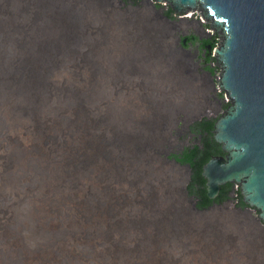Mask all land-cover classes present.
<instances>
[{
  "label": "water",
  "instance_id": "1",
  "mask_svg": "<svg viewBox=\"0 0 264 264\" xmlns=\"http://www.w3.org/2000/svg\"><path fill=\"white\" fill-rule=\"evenodd\" d=\"M120 2L0 0V107L54 116L83 103L93 116L107 102L105 118L117 131L176 143L180 123L189 127L209 117L215 88L183 46L181 32L192 23L173 20L160 6L168 4L186 20L199 14L218 35L208 49L229 100L213 130L225 156L203 167L207 194L214 198L226 181L237 184L264 220V0ZM69 70L74 81L62 97L54 85ZM125 93L138 96L149 114L121 106Z\"/></svg>",
  "mask_w": 264,
  "mask_h": 264
},
{
  "label": "bare ground",
  "instance_id": "2",
  "mask_svg": "<svg viewBox=\"0 0 264 264\" xmlns=\"http://www.w3.org/2000/svg\"><path fill=\"white\" fill-rule=\"evenodd\" d=\"M74 74L69 70L57 79V95L63 97L60 93ZM77 85L85 87L82 80ZM119 99L121 106L140 107L141 115L149 114L138 96L125 93ZM62 110L63 115L42 116L0 107V264H175L172 253L181 252L202 263L224 264L223 254L210 248L214 243L201 239L215 228L213 218L221 210L247 217L264 237V220L249 203L243 198L246 207L232 209L231 191L227 197L221 193L229 181L218 184L214 198L207 194L205 209L197 207L188 191L191 166L169 158L186 145L117 131L105 118L107 102L93 116L83 103ZM137 144H144L153 161L163 165L160 174L144 160L141 164ZM149 169L152 194L159 188L157 177H163L180 193L184 206L207 222L199 227L192 221L175 224L145 192ZM203 177L209 193V179ZM240 256H234L236 264H242Z\"/></svg>",
  "mask_w": 264,
  "mask_h": 264
},
{
  "label": "rangeland",
  "instance_id": "3",
  "mask_svg": "<svg viewBox=\"0 0 264 264\" xmlns=\"http://www.w3.org/2000/svg\"><path fill=\"white\" fill-rule=\"evenodd\" d=\"M122 1L120 3H122ZM191 19L195 21V17L193 15ZM204 27L208 29L209 25L206 24ZM216 34L217 33L215 32L211 36L215 37ZM211 66L213 69L219 71L216 62H213ZM212 80L214 82V88H215V86H217L215 73H213ZM220 100L222 104H228L227 102L222 101V99ZM208 109L210 110V107ZM220 111L221 110L219 109L216 110L217 113H219ZM134 149L138 154V160L141 162V164L144 160L145 164H151V166L156 169L154 173L156 174L161 173V168L163 167V165L156 160L153 161L152 157H150L149 153L146 151L144 144L143 145L137 144L134 147ZM129 171H132V169L130 168ZM149 173H150V169L148 170L147 175L143 179L145 192H147L148 195H150L154 200H156L155 203L157 207H161L162 209L167 210L169 214H171V217L175 224H177L178 222H182V223L185 222L189 225L190 222L192 221L196 226H198L202 222H207L205 218L194 215L193 213H191V211L187 209V206H184V203L180 198L181 196L180 193L178 191H173V189L171 190V188L168 185L169 183L164 181L163 177H161L160 179L159 177H157L158 179L157 185L159 186V188L156 191L157 192L156 194H152V192L148 189ZM127 179L131 182V177H127ZM234 190H235V186H233V189L230 192L229 200ZM1 202H3V200ZM24 204L22 205V207L24 206ZM98 204L100 206L102 205L100 201H98ZM20 211H21L20 209L17 210L16 219H15L17 221L21 218ZM254 211L255 210L253 209V212ZM223 216L226 217V219ZM213 219H216L214 223L217 225L212 230L206 231L203 235H201L202 236L201 239L205 240L206 244L214 243L213 244L214 246L210 248L211 249L213 248L214 250H217V252H219L220 254H223L222 257L224 258V264L227 263L236 264L235 262L236 260L234 256H236L237 258L240 255H241L240 258L242 264L243 262H246L247 264H264V237L258 231V229L256 228L255 224H253V222H251L245 216L239 215L237 213L233 214L232 212H228V210H221L217 212L215 218ZM218 223H223V225L220 226L218 225ZM200 229L201 228H199L198 230ZM209 237L212 238L210 239ZM112 239L114 241L117 240L116 231L114 230H112ZM172 256L174 258L173 262L175 264H204V263L210 264L211 263V262L202 263L203 261L199 260L198 258L190 259L183 252H181L180 254L172 253ZM172 256H171V260H172Z\"/></svg>",
  "mask_w": 264,
  "mask_h": 264
},
{
  "label": "trees",
  "instance_id": "4",
  "mask_svg": "<svg viewBox=\"0 0 264 264\" xmlns=\"http://www.w3.org/2000/svg\"><path fill=\"white\" fill-rule=\"evenodd\" d=\"M172 10L166 12L165 14L170 16ZM218 43V36H216L211 42L212 49L216 47ZM184 47H186L183 44ZM208 61L210 63L216 62L215 58L212 56V50H209ZM216 70L213 69V73ZM227 105V104H226ZM219 117H203L202 119L196 121L192 126V131L196 134L195 139L200 137V145L193 144L190 146H186L183 151L177 156H170V159H176L182 165H190L192 169L191 175V183L189 185V194L193 197L197 202V207L199 209H205L207 204L209 203V198L207 195V187L206 180L203 177V167L209 160L215 156H225V153L222 150L220 144H218L213 136V130L215 122ZM233 184H228L223 186L221 189V193H225V197H227L228 192L232 191ZM240 195V207H245V203L243 200V196L239 191Z\"/></svg>",
  "mask_w": 264,
  "mask_h": 264
},
{
  "label": "flooded vegetation",
  "instance_id": "5",
  "mask_svg": "<svg viewBox=\"0 0 264 264\" xmlns=\"http://www.w3.org/2000/svg\"><path fill=\"white\" fill-rule=\"evenodd\" d=\"M122 1V0H121ZM141 0H123L122 4H138ZM181 23H187L190 22L191 26H187L186 33L181 32L182 40H185V43H183L187 49H189L192 54L195 56V61L197 63V69L201 74H208L213 77V68L212 63L208 61V53L209 49L208 46L211 45V42L215 37L212 36H205L204 33L199 32L200 27L198 24L192 20L189 19H182L177 20ZM197 30H196V29ZM215 73V72H214ZM221 97L217 94H211L210 100L212 104L219 110L225 111L229 104H222ZM194 124V123H193ZM192 124V125H193ZM186 127L183 123H180L175 130H173V136L176 140V144L186 145L190 146L193 144H199L200 145V137L195 139L196 134L192 131L191 126Z\"/></svg>",
  "mask_w": 264,
  "mask_h": 264
},
{
  "label": "built area",
  "instance_id": "6",
  "mask_svg": "<svg viewBox=\"0 0 264 264\" xmlns=\"http://www.w3.org/2000/svg\"><path fill=\"white\" fill-rule=\"evenodd\" d=\"M164 12H169V10H171L170 6L166 3L161 4L160 6ZM190 17H192V15H190ZM195 17V22L198 24V26H205L206 22L205 20L199 15V14H194ZM171 18L175 19V20H181L182 16L175 14L173 11L171 13ZM197 19V20H196ZM206 31L210 32L211 35H213L215 33V31H213L210 27L208 29H206L205 27H203ZM217 36V34H216ZM215 36V37H216ZM216 74V80L219 77V71L216 70L215 71ZM223 91L220 90V88L217 86H215V94H217L218 96L221 97L222 101L229 103V100L227 98V96L225 95V93H222ZM223 114V111H220L219 113L216 112V110H212L209 115L213 118L219 117L220 115ZM235 186V190L232 193L231 196V200H230V207L233 209H238L240 207V195H239V186L237 184H234ZM255 216L258 215V212L254 211Z\"/></svg>",
  "mask_w": 264,
  "mask_h": 264
},
{
  "label": "clouds",
  "instance_id": "7",
  "mask_svg": "<svg viewBox=\"0 0 264 264\" xmlns=\"http://www.w3.org/2000/svg\"><path fill=\"white\" fill-rule=\"evenodd\" d=\"M170 8H171V7H170ZM171 10H172V9H171ZM165 13H166V12H165ZM169 17H171V15H170ZM189 18H191V17H189ZM172 19H173V18H172ZM173 20H175V19H173ZM176 21H177V20H176ZM199 27H200V30H202V28H203L204 26H202V27L199 26ZM217 36H218V35H217ZM214 92H215V91H213V94H214ZM215 109H216V107L214 106V108H213L212 110H215ZM210 110H211V109H210ZM216 110H217V109H216ZM209 116H210V115H209ZM220 116H221V115H220ZM220 116H219V117H220ZM210 117H211V116H210ZM210 117H209V118H210ZM212 118H213V117H212ZM216 118H217V117H216ZM233 186H234V184H233ZM239 191H240V188H239ZM231 196H232V195H231ZM230 200H231V198H230ZM230 200L228 201V202H229V205H230ZM195 201H196V200H195ZM196 202H197V201H196ZM245 207H246V206H245ZM245 207H243V208H245ZM239 208H242V207H239ZM239 208H238V209H239ZM232 209H233V208H232Z\"/></svg>",
  "mask_w": 264,
  "mask_h": 264
}]
</instances>
